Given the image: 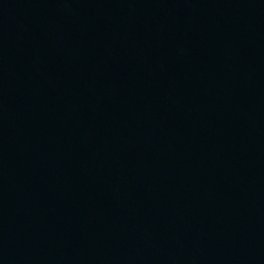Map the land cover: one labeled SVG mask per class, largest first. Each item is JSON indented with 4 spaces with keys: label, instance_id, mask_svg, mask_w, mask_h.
Returning <instances> with one entry per match:
<instances>
[{
    "label": "water",
    "instance_id": "water-1",
    "mask_svg": "<svg viewBox=\"0 0 264 264\" xmlns=\"http://www.w3.org/2000/svg\"><path fill=\"white\" fill-rule=\"evenodd\" d=\"M0 264H264V0H0Z\"/></svg>",
    "mask_w": 264,
    "mask_h": 264
}]
</instances>
